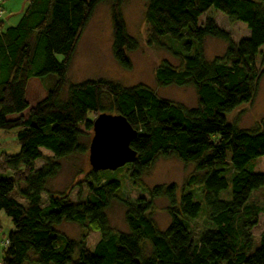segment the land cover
Here are the masks:
<instances>
[{
  "label": "trees",
  "instance_id": "16d2710c",
  "mask_svg": "<svg viewBox=\"0 0 264 264\" xmlns=\"http://www.w3.org/2000/svg\"><path fill=\"white\" fill-rule=\"evenodd\" d=\"M124 1L29 0L17 25L1 30L0 20V131L14 132L18 146L15 153L0 154V211L13 226L2 263L33 258L39 264H264V229L257 244L251 234L258 214L264 216V192L260 203L251 201V193L264 188V170H253V161L264 155V118L248 130L231 117L253 99L264 73V0H143L148 43L179 59L178 65L159 63L155 80L161 86H192L193 107L162 98L146 84L122 86L105 79L71 83L61 99L76 44L101 3L110 5L113 56L121 67L131 68L129 52L138 44L127 31ZM211 9L245 23L249 35L233 42L210 15L200 24V16ZM206 37L226 43L221 56L205 58ZM48 74L55 78L45 96L30 105L29 80ZM101 112L122 114L137 130L130 142L136 158L124 165L133 184L159 157L193 165L187 186L201 185L205 211L197 235L190 225L202 215V203L173 183L155 185L147 196L122 198L119 180L107 178L109 170L91 167L82 200L45 191L59 159L88 150L81 138L92 129L89 114ZM41 148L51 155L44 156ZM39 159L44 164L35 168ZM20 182L23 203L13 196ZM157 198L167 201L170 222L164 230L151 217ZM113 200L124 206L125 231L109 226L106 210ZM63 222L96 231L99 239L92 249L85 234L68 239L57 231Z\"/></svg>",
  "mask_w": 264,
  "mask_h": 264
},
{
  "label": "rangeland",
  "instance_id": "374dc122",
  "mask_svg": "<svg viewBox=\"0 0 264 264\" xmlns=\"http://www.w3.org/2000/svg\"><path fill=\"white\" fill-rule=\"evenodd\" d=\"M29 0H0V20L3 21L4 30L6 27L18 24ZM109 3L99 4L86 27L84 28L72 57L70 67L67 71L65 84L60 91V98H66L68 85L81 82L86 79H105L119 83L122 86H132L139 83L146 84L152 88L156 94L162 98L169 99L176 103H181L186 107L196 105L197 99L192 86H177L174 84L161 86L157 84L154 77L155 67L164 60L170 61L174 65L179 64V59L175 57L165 47L158 44L148 43V28L144 20L145 2L143 0H125L122 4V14L126 23L128 33L137 40V48L129 52L131 68L121 67L115 60L112 53V32L109 14ZM210 15L214 18L217 26L226 31L233 42L249 35V30L245 23L231 21L222 12L209 10L199 18L201 24L205 17ZM166 43H173L171 39L164 37ZM176 46V43H174ZM177 47H172L176 49ZM226 48V43L215 37H206L203 42L204 56L211 60L216 56H221ZM264 52V45L261 47ZM259 59H257V64ZM55 75L48 74L41 78L33 77L29 80L26 97L30 105H34L46 94V89L51 85ZM104 103L108 104L105 98ZM26 115V112H23ZM95 114L90 113L89 118L93 120ZM239 128L255 130L258 123L264 118V73L260 78L258 87L253 99L241 105L231 116ZM93 130H89L81 138V143L88 149ZM18 150L14 132L0 131V154L15 153ZM44 156L51 155L45 148H41ZM59 170L56 175L49 178L45 184L46 192H67L71 201L82 200L86 195V185L84 176L90 171L91 166L88 161V150L83 153H75L66 158L59 159ZM44 164V159H39L34 163V167ZM254 171L264 170V155L253 161ZM107 178H116L120 182L118 194L122 198H136L140 195L147 196L148 189L155 185H177L178 189H184L193 194V198L202 203V210L197 219L191 223V228L195 235L204 228V206L200 194L201 185L187 186L189 176L194 173L192 164H185L174 157H159L152 166L141 176L137 184H133L127 176L126 166L106 172ZM4 174H10L4 173ZM105 178V177H103ZM18 187L23 188L24 183L20 182L13 191V196L24 202L19 194ZM46 192L42 194L43 205L46 204ZM264 188H258L251 193V201L260 203L263 198ZM223 196V194H221ZM151 217L159 230H164L170 222L167 213V201L165 198L153 200ZM124 206L113 200L106 210L109 226L118 231H125ZM13 228L11 220L3 211H0V264L2 263V248L7 244V234ZM264 229V216L258 214L257 224L251 229L254 243L259 242V235ZM57 231L68 239L80 240L85 234L87 246L92 249L99 239V233L93 230H83L77 224L63 222L57 226ZM25 264H39L31 258Z\"/></svg>",
  "mask_w": 264,
  "mask_h": 264
},
{
  "label": "water",
  "instance_id": "95a60500",
  "mask_svg": "<svg viewBox=\"0 0 264 264\" xmlns=\"http://www.w3.org/2000/svg\"><path fill=\"white\" fill-rule=\"evenodd\" d=\"M93 135L88 146V161L94 170H115L133 162L136 151L130 142L137 130L119 113L101 112L92 121Z\"/></svg>",
  "mask_w": 264,
  "mask_h": 264
}]
</instances>
